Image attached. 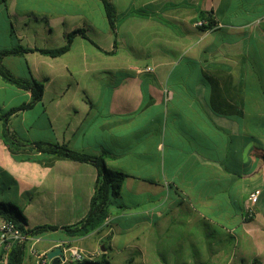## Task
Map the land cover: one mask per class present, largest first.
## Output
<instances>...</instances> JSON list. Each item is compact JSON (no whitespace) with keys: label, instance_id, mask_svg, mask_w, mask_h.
I'll use <instances>...</instances> for the list:
<instances>
[{"label":"crops","instance_id":"0c3cea01","mask_svg":"<svg viewBox=\"0 0 264 264\" xmlns=\"http://www.w3.org/2000/svg\"><path fill=\"white\" fill-rule=\"evenodd\" d=\"M107 1L114 27L102 0L0 2V51L56 49L84 32L63 56L3 60L44 85L41 101L10 116V130L128 174L98 229L47 231L38 248L72 246L110 264H264V0ZM208 12L218 25L204 31L195 23ZM31 100L0 76V118ZM169 118L182 122L179 135L167 134ZM3 133L0 120V202L18 206L30 230L79 223L98 169L14 152ZM168 137L185 142L187 159L167 173ZM3 256L0 246V264Z\"/></svg>","mask_w":264,"mask_h":264},{"label":"trees","instance_id":"16d2710c","mask_svg":"<svg viewBox=\"0 0 264 264\" xmlns=\"http://www.w3.org/2000/svg\"><path fill=\"white\" fill-rule=\"evenodd\" d=\"M7 0H0V2H6ZM108 19L111 25L114 27V13L111 4L107 0H102ZM201 19H205L208 25L201 28L204 31L215 29L218 25L214 18L213 12L203 14ZM83 35V31H75L67 36L66 44L56 49H27L18 47L14 49L0 51V76L7 83L26 90L32 93V100L27 104H23L18 108L10 110L5 116L0 118L4 121V141L15 152L22 149H30L38 153L50 154L58 158H65L74 162L88 163L98 169V178L95 184V191L90 202L87 215L77 224L73 226H67L58 228L54 226H41L32 230L27 229V219L23 215L21 209L11 203L0 202V218L7 222L14 224L24 235L38 236L47 231L62 230L70 237H84L91 232L98 229L104 221L109 217L110 206L112 200L118 197L121 193L124 180L128 177V174L117 169H112L106 164L105 158L102 156H94L86 153L78 152L71 149L68 145H60L47 142H23L20 141L16 135L10 130L9 118L11 115L18 113L19 111L32 108L36 103L42 100L44 85L36 82L34 79H23L13 74L7 69L3 60L9 56L24 55L29 52H39L41 54L50 57H60L68 53L72 47L73 41L77 35ZM26 242H15L8 252V258L6 264H23L26 258ZM82 264H110L106 261L90 262L86 261Z\"/></svg>","mask_w":264,"mask_h":264},{"label":"built area","instance_id":"2783aa9c","mask_svg":"<svg viewBox=\"0 0 264 264\" xmlns=\"http://www.w3.org/2000/svg\"><path fill=\"white\" fill-rule=\"evenodd\" d=\"M196 27L204 28L208 25L205 19H199L195 23ZM148 71H153V68H148ZM259 200V192L255 191L249 195L248 201L246 203L245 211L247 217H252L254 214V206ZM40 238L31 236L28 237L23 234L14 224L5 221L0 218V246L3 249V260L2 264L7 263L8 252L15 242H26V252L32 258L33 264H52V261L48 258V251L40 250L38 244L40 243ZM65 256V259L61 261V264L67 262H73L75 264H82L90 260V255L80 251L76 247L60 245Z\"/></svg>","mask_w":264,"mask_h":264},{"label":"rangeland","instance_id":"374dc122","mask_svg":"<svg viewBox=\"0 0 264 264\" xmlns=\"http://www.w3.org/2000/svg\"><path fill=\"white\" fill-rule=\"evenodd\" d=\"M182 69H184V67L178 68V71L181 72ZM151 72H154V68H153V71H151ZM180 72H178V73H180ZM181 123L182 122H177L176 124H173L172 118H169L167 129H166L167 134L172 135L173 129H174L176 136L179 135ZM161 142L163 144H165V147H166L165 148L166 163H165L164 171H166L168 173L172 169L183 168V166L185 167L186 165H184V161L187 159V157L185 156V154L181 153V151H180V149L187 151V147L185 145V142L181 139L177 140L176 138L174 140H172V138H170V137H168L164 140H161ZM174 159L176 161L175 163L173 162ZM25 264H32V263L28 259L27 262H25Z\"/></svg>","mask_w":264,"mask_h":264},{"label":"water","instance_id":"95a60500","mask_svg":"<svg viewBox=\"0 0 264 264\" xmlns=\"http://www.w3.org/2000/svg\"><path fill=\"white\" fill-rule=\"evenodd\" d=\"M48 258L52 261V264H61V261L65 259L63 250L61 247H56L48 252Z\"/></svg>","mask_w":264,"mask_h":264}]
</instances>
